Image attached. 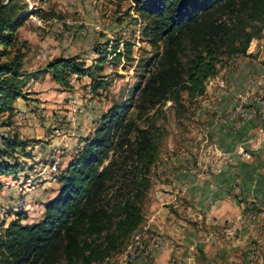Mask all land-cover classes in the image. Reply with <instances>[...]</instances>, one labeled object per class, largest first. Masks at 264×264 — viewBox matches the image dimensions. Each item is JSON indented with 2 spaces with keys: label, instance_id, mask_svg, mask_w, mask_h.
Listing matches in <instances>:
<instances>
[{
  "label": "rangeland",
  "instance_id": "obj_1",
  "mask_svg": "<svg viewBox=\"0 0 264 264\" xmlns=\"http://www.w3.org/2000/svg\"><path fill=\"white\" fill-rule=\"evenodd\" d=\"M15 4L18 10L28 14L17 29L15 41V49L24 52L23 72L33 74L60 56H78L86 67L95 68L96 80L103 83L92 91L89 77L73 75L69 87L64 88L55 84L49 74L40 73L37 79L26 81L23 86L26 97L13 103L12 115H0V148L5 147L3 137L14 132L22 139L33 140L23 151L17 149L12 156L0 155V163L19 168L15 174L0 176V230L28 211L26 189H38L45 201L56 191L57 178L85 139L93 135L100 116L113 103L129 97L136 84L137 60L154 52L143 36L146 20L133 10L134 0H15ZM115 43L117 52H123L125 43L132 45L130 60L114 57ZM222 62L217 75L207 81L204 95L189 99L183 93V108L168 101L156 112L155 124L161 136L157 159L148 175L150 188L141 204L143 222L119 252L97 264H124L137 232L142 234L141 241L146 246L159 241L155 251L162 241L171 240L178 254L173 264H264V190L247 187L248 180L242 190L229 191L228 197L237 206H228L231 214L214 229L206 228L204 220H197L199 210L187 209L185 201H180L177 207L161 201L174 193L186 195L187 183L193 178L197 181L218 174L224 160H229L228 154L216 151L208 141L202 140L203 134H207L205 118L215 115L206 104L220 100L226 91L231 93L235 105L255 102L258 97L264 99V27L250 46L248 56L238 55L229 62L223 57ZM249 62L254 67L245 75L239 74L240 65ZM233 110L234 106L219 119L232 120L228 118ZM254 120L264 122L260 118ZM139 125L144 127L147 122L141 121ZM250 143L256 149L253 138ZM240 149L237 151L247 153L243 147ZM56 159L57 171L53 172L50 166ZM255 177L264 184L261 174ZM19 190L23 192L20 195ZM20 199L25 200L24 209L13 212V204ZM12 200L15 202L9 205ZM11 213L16 216L10 221ZM35 214L29 219L32 223L40 221L38 212ZM155 216L165 222L167 229L162 228L163 231L172 229L180 235L159 237ZM170 217L175 219L172 224L168 223ZM25 220L26 217L21 221ZM204 246L209 249L204 250ZM198 247L204 255L198 254ZM155 251H142L136 254L135 261L142 256L148 258Z\"/></svg>",
  "mask_w": 264,
  "mask_h": 264
},
{
  "label": "trees",
  "instance_id": "obj_2",
  "mask_svg": "<svg viewBox=\"0 0 264 264\" xmlns=\"http://www.w3.org/2000/svg\"><path fill=\"white\" fill-rule=\"evenodd\" d=\"M133 10L146 20L143 36L154 52L137 60L129 97L100 116L93 135L59 175L58 194L42 219L22 225L21 213L0 230V264H97L119 252L144 219L141 204L161 136L156 112L168 101L183 108V93L189 99L204 95L223 57L229 62L248 56L264 27V0H134ZM27 15L15 0L0 2V115H12L13 103L26 97V81L40 73L64 88L73 75L89 77L92 91L103 83L78 56L23 72L24 52L15 41ZM113 45L114 57L131 59L130 43L123 52ZM32 141L8 134L0 155L12 156ZM18 169L0 163V176Z\"/></svg>",
  "mask_w": 264,
  "mask_h": 264
},
{
  "label": "crops",
  "instance_id": "obj_3",
  "mask_svg": "<svg viewBox=\"0 0 264 264\" xmlns=\"http://www.w3.org/2000/svg\"><path fill=\"white\" fill-rule=\"evenodd\" d=\"M252 67L254 66L251 62H249V64L240 65L239 74L245 75L249 71V68ZM209 79L208 81L211 80ZM230 95L231 93L226 91V94L221 98L222 100L207 101L206 105L209 107V112L215 115H210L208 118H205L207 134H203L205 138L202 136V140L208 141L216 151L228 154L227 158L229 160H224L221 165V171L218 174L210 175L206 178H199L197 181L192 177L193 181L191 180L190 183H187L186 195L174 193L168 199H161L162 203L169 201L173 203L175 207L178 206L180 201L186 202L187 209L196 207L200 212H198L196 219L204 220L203 223L208 229H214L227 220L228 215L231 214L228 211V206L233 205L234 208L237 206V203H234L228 197L229 191H233V189L242 190L244 187L243 183L246 182V180L249 181V186L247 187L255 186V189L264 190V184L258 180V177H255V175L261 174L262 180L264 181V122L252 120L245 126H240L238 122H236L238 120H234L235 118H232V120L223 119L222 122V120L219 119L222 117V113L233 106L234 108L237 106L235 105L236 102L231 100ZM254 105V102L250 101L245 107H254ZM252 138L256 142V149L254 150L250 143ZM241 147L246 149L248 153H246L248 156L245 158L243 156L244 154L238 152L241 151ZM232 150L238 153H232ZM71 157L69 156V158ZM56 184V191L51 192L46 201L43 200V196L38 189L32 188V191H30L31 189L28 188L24 191L28 211L25 213L26 220L20 222L22 225L32 224V221H29V219L31 216L33 217L36 215L35 212H38L40 216L39 220L42 219L45 205L52 201L58 194L60 185L58 183ZM20 193L23 192L19 190L18 194L20 195ZM230 193L232 194V192ZM18 194L16 196H18ZM259 200L261 201V199ZM14 202L15 200L10 201L9 205H12ZM195 212L197 211L195 210ZM237 212L238 210L235 209L234 213L236 214ZM10 215L12 216V218H10L11 221L16 215L12 213ZM168 220L170 224L175 221L173 217H170ZM37 221L34 223H37ZM154 224L158 226L160 231H158L157 234L161 238L164 237V234L172 236V238H177V236L180 235L178 231H173L172 229H169V232L163 231L162 228H166L164 226L165 222L160 220L157 216L154 217ZM199 236L200 235H198V237ZM170 243H172L171 240L164 241V243L162 241V246L157 251L151 253L148 258L144 256L140 257L133 264H173L175 261L173 258H176L178 254ZM207 249H209V247L204 246V250ZM198 250V254L204 255L203 249L198 247Z\"/></svg>",
  "mask_w": 264,
  "mask_h": 264
},
{
  "label": "built area",
  "instance_id": "obj_4",
  "mask_svg": "<svg viewBox=\"0 0 264 264\" xmlns=\"http://www.w3.org/2000/svg\"><path fill=\"white\" fill-rule=\"evenodd\" d=\"M254 107H245L243 104H237V106L234 108L232 115L228 119L235 118L239 121L240 124L246 125L250 121H252L254 118H260L264 119V99L261 97H258L256 101L254 102ZM242 153V152H241ZM246 155V153H242ZM58 166V160H54V162L51 164L50 169L55 172L57 171ZM25 200L20 199L17 202H15L11 208L13 212H21L24 209ZM142 234L139 232L135 233L132 237L133 245L129 247V257L127 261L124 264H130L135 261V258L137 257L136 254L144 251V252H152L155 251L159 247V241L154 240L151 242L150 245L146 246L141 241ZM136 256V257H135Z\"/></svg>",
  "mask_w": 264,
  "mask_h": 264
}]
</instances>
